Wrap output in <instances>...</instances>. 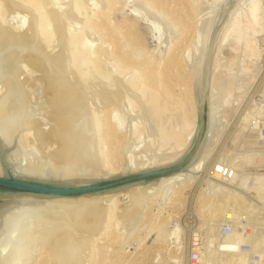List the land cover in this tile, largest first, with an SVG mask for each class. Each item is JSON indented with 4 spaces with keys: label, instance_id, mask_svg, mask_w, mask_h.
<instances>
[{
    "label": "bare ground",
    "instance_id": "1",
    "mask_svg": "<svg viewBox=\"0 0 264 264\" xmlns=\"http://www.w3.org/2000/svg\"><path fill=\"white\" fill-rule=\"evenodd\" d=\"M90 1L72 0L68 8H63L59 0H6L5 6L0 2V52L6 50L0 60H4V66L0 64V176L14 175L20 179L74 187L86 186L102 178L124 176L136 170L138 172L135 173H145L182 162H185L184 166L146 181L137 180L77 195L0 190V264H106L108 257L105 254L117 246L118 254L113 262H139L140 256L129 259L124 253L131 237L139 234V231L136 232L139 227L136 230L133 226L151 225L154 216L151 204L156 194L160 191L163 194L166 187L174 182L180 185L174 191L175 197L169 205L168 215L162 218V225L165 226L166 218L176 212L184 188L191 182L190 178L196 179L199 175L205 153L213 145L210 142L215 138H211V131L216 112L225 107L230 102V95L235 93L231 91L232 94L228 92L219 96V106L215 105L217 102L214 100L219 95L220 46L234 38L236 45L241 44L246 56H260L255 36L256 32L264 29V0H249L234 20L229 21L231 24L224 32L221 24L224 20L220 19L223 15L220 14V18L217 15L220 26L213 27L216 21L211 23L213 30L210 27L212 32H209L198 78L191 81V88L188 87L183 96H179L166 79V65L161 66L162 60L156 61L138 53L135 55L137 45L125 39L123 26L129 32H136V23L127 20L124 25H116V22L112 25L120 0H97L92 10ZM221 2L222 6L226 3ZM136 3L143 13L155 19L152 28L158 30L161 26L174 34L167 52L169 60H172L180 38L188 29L187 18L179 17L170 0H136ZM224 9L220 11L222 14ZM238 9L235 8V11ZM15 12L31 14V22L26 19L18 27L10 26L7 17ZM227 12H231L230 8ZM90 36L96 42H90ZM195 37L198 36H192L186 47L185 51L189 54L199 47ZM56 40L57 50L53 47ZM13 43L20 44L21 48L26 45L22 49L29 46V54L22 59L26 72L20 70L21 64L17 67L14 63L20 52L13 49L17 46H12ZM185 51L181 53L184 59ZM235 70L232 68L231 75ZM37 72L39 74L35 76ZM92 90L95 97L89 95ZM96 96L100 97L96 99ZM123 111L132 117L129 127H125V119L120 115ZM218 115L220 117L219 111ZM245 169L252 170L251 174L255 171L254 167L238 170ZM220 177L215 176L214 180L224 186L221 191L225 193L224 198L218 203L209 199L206 203L211 209L208 210L215 218L226 215L237 220L246 213L239 215L240 207L254 208L240 186L244 179L237 177L239 187L235 182ZM214 180L210 179L209 183L213 184ZM212 187L219 185L214 183ZM214 190L216 197L219 191ZM141 192H146L147 196L150 192V202H144L143 195L136 196ZM128 193H135L137 200L131 204L128 200L122 202L120 197ZM220 196L213 200H219ZM261 207L259 205L258 209ZM250 211L254 212V209ZM153 229L145 232L144 240ZM215 230L212 233H216ZM179 236L180 233H177L176 240ZM168 237L167 231L157 230L151 244L138 247L144 252L142 257L148 261L147 251L160 250ZM214 237H210V241ZM223 240L225 244L227 239ZM234 244L237 243L234 242L232 247ZM229 247L227 264H247L238 250L231 246L227 247L228 250Z\"/></svg>",
    "mask_w": 264,
    "mask_h": 264
},
{
    "label": "rangeland",
    "instance_id": "2",
    "mask_svg": "<svg viewBox=\"0 0 264 264\" xmlns=\"http://www.w3.org/2000/svg\"><path fill=\"white\" fill-rule=\"evenodd\" d=\"M66 1H68V2L63 3L61 0H59V2H62L61 6L63 8H65L67 6L70 7L72 5L71 4L72 0L71 1L66 0ZM96 1L97 0H95V1L91 0L89 2L90 5L92 4L90 10H92V8H93L92 6L94 5V2H96ZM170 1H171V6L176 11V13L179 15V17L184 18V19L187 18L186 21L188 22V29L186 30V32L184 33L182 38H180V41L177 45L178 47H177L176 55L172 60H169L168 45L170 44L174 34L172 33V31L163 30V27H161V26H159V29L161 31H159V29L157 30V29L152 28L151 26L153 25V27H154V25H155V19L153 17H151L150 15L143 13V10L137 5L136 0H120L119 1L118 5H117V9L115 10V16L112 18V25H115V22H116V25L117 24H123L124 25L127 20H129L130 22L136 23L135 24L137 26L136 32H133V31L129 32L127 30V28L125 27V25L122 28L123 33L124 34L126 33L125 39L131 41L130 43H134L135 45H137V49H135L136 50L135 55H137V53H138V54L148 56L149 58L153 57L152 59L156 60V61L162 60L161 66L163 64L166 65L165 67L167 70V76H166L167 81L170 83L174 92L177 95L183 96L184 92L187 91V88L188 87L191 88L192 85H190V84H192V82L196 81L198 78V74H199V70H200L199 65L201 66L202 61L204 59V56L206 53L205 49L207 48L208 41H209L208 38H210L209 36L211 34V33L209 34V32L210 31L212 32L213 27L220 26V24H218V23L221 22L222 20H224L221 23L223 25L222 31L224 32L226 27H228L231 24L230 22H232L234 20V18L237 16L239 11H241L245 7V4H246L245 2H248L249 0H246V1L245 0H223L224 2L226 1L225 5H223V6H222L223 3L221 2L222 0H219V1L218 0H170ZM0 2L4 6L6 5L5 4L6 0H0ZM219 2H220V4H219ZM231 2L233 4L236 3L235 4L236 6H234ZM67 3L68 4L70 3V4L68 5ZM182 5H183V7H182ZM230 5H231V7H230ZM220 7H221V9H220ZM224 7H226V9H224ZM239 7H241V8L238 9ZM222 8L225 10L223 14H222V12H220L222 10ZM229 8L231 11L230 13L227 12ZM235 8L238 9V10H236L238 12L235 11ZM231 9H233V10H231ZM218 11H219V13H218ZM235 12H236V14H235ZM227 13L229 14L228 17L225 16V15H228ZM220 14L223 15L225 18L222 16L220 18ZM230 14H232V16ZM217 15L219 16L221 21L218 20L219 18ZM263 15H264V13H263ZM30 16H31V14H25L23 12L22 13L15 12L12 14L10 13L9 16L7 17V19H8V22H10V24H9L10 26L18 27L19 25H21V22L26 20V19L29 22H31L32 16L31 17ZM215 16H217L216 17L217 19L215 18ZM226 18H227V20H225ZM213 19H214V21H213ZM28 21H27V24H29ZM215 21L217 24L214 23ZM227 21L229 24L227 23ZM262 21H264V18L262 19ZM211 23L212 24L214 23L216 26H214V24H213V27H212ZM225 23L227 25H225ZM199 27H201V28H199ZM210 27H212V30L210 29ZM21 32H23V31H21ZM195 34L198 36V37H195L196 38L195 40L199 41V47L197 50L191 51V53L189 54L185 50H186V47L189 44L192 36H196ZM159 35L160 36L162 35V37L159 38ZM96 36H98V35L96 34ZM90 37H89V39H90ZM92 37H94V35ZM92 37L90 40L88 39L90 42H93L95 40ZM255 38H256L257 45H258L259 50H260V56L259 57H257V56L255 57L253 55L252 56H249V55L246 56V54L244 52H242L243 48L241 47V44L236 45L234 38L231 39L229 41V43L224 44V46L223 45L220 46L219 52H218V57H219L218 58V62H219L218 68L219 69L217 68L218 72H219V74H218L219 75V84L217 87L219 95L214 101H215V103L217 102L215 105L219 106L218 102H220V100H221V98L219 99V96L222 97L224 94H226L228 92L231 93V91H232V93H233L235 91V93H233V95H230V97L232 96L231 99L229 100L230 101L229 103L231 106L228 103L225 107H222L223 109L220 108L218 110L220 117L218 115V111L216 112L217 115L215 114L216 115L215 118L217 119V117H218V119L217 120L214 119V124L212 125L213 127H212V131H211V133H212L211 138L215 136V138L214 139L212 138V140H211V142L214 140L213 143L210 142V144H213V145H211V147L209 145L210 148H208V149H210V150L207 149L208 153H205L204 159L202 160L203 163L201 165L200 171L198 172L199 175H197L198 177L196 176V179L193 177L190 178L192 180H191V182L189 181L188 185L183 190V195L181 196V203L179 204V208L176 209V212L172 216H169V218H166L167 222H165L166 223V224H164L165 226L162 225L164 223L162 218H165L169 213V205L172 203V201L175 197L174 191L180 185L178 182H174L171 185H168L163 194L160 193L161 192L160 191L159 193L156 194L157 196L155 195L156 198L151 205H152V210H153L154 216L155 215H157V216L155 217L156 219L153 216V218H152L153 222L151 220V225L147 224L146 225L147 227L143 225V226H141V228H140V225H138V226L136 225L135 227L133 226V229L134 228L136 229L137 227H139V228H137L138 230L136 229L137 231L135 230L136 232L139 231L138 232L139 234L136 233V235H135L136 237L135 236L131 237L130 241H128L129 244L127 243L125 245L126 246V252H124V253L126 254L127 258H128V256L130 257L129 259L136 258L137 256L138 257L140 256L141 260L143 259L145 261L143 262L140 260L137 263H127L126 262L124 264H186V252H187L188 242H189L190 238L192 237V232L196 229L203 230V231L206 230L205 245L207 248H209V250L206 248V252L207 251L210 252V250L213 249L212 247L215 248L216 245L221 244V248L223 247L224 253L218 255V256H220L218 258H221V260L220 259L219 260L217 259V260L221 264L222 263L223 264L228 263V262H226L227 261L226 259H227V255L229 254L231 249L229 247V250H228L227 247L231 246V248H235L236 250H238L237 246H236L237 244H234V247H232L233 243L234 242L237 243V242L233 241V240L231 241V239H230L231 237L229 238L230 235H226V237H228V238H226L224 234H221L220 232H219L220 233L219 234L217 231H220L219 227H220L222 219H225V220L227 219L229 221L230 220L232 221V219L225 217L226 215H222V216H224L223 218H221L222 216L218 215L216 217L217 219L215 218V216H211V214L209 212V210L211 209L210 208L211 206H207V203H206L207 201H209V199H210V201H214V202L217 201L216 203H218V201L220 202V200H222V198H224V195H225V193L223 194V192H221L222 190H224V186H222V185L220 186L219 181L217 183V180H214L215 176L220 177L221 175L219 173L211 174V172L213 170V166H215L216 165L215 163H217V162L222 161V162H226V163L231 164L237 170V177H241L242 180L244 179L243 182H241L240 186L243 188V194L246 196V198L249 200V202L251 201L250 203L254 207L252 209L247 208L249 211L254 209V212H258V211H260L261 208L264 207V204L262 203V202H264V197H263V194H264V175L262 174V173H264V171L260 170V169L264 170V168H263L264 167V152H261L260 150L258 151L256 149V147L262 146L263 142L261 140H259V138H257L255 135L254 136L250 135L248 132V121L251 118V115L253 114V112L257 111V113L259 112V114L262 113L264 115V111L262 109V106L260 105V106L256 107V104L259 101V99L264 101V29L259 31V32H256ZM57 42H58V40L54 41V43H53V47L55 50L58 49ZM94 42H96V41H94ZM11 45L14 46L17 44L13 43ZM19 45H17L16 47L14 46V48H13V49L16 48V50H19L18 52H20V56L18 57L17 61L16 62L14 61L15 65H17V67L21 66L22 64H25V61L22 59H24V57H27V54H29V48H28L29 46L28 45H27L28 47H26L27 49H22L26 45H24V47H22V48ZM12 46H10V47L12 48ZM221 49H223V50H221ZM20 50H22V51H20ZM138 50H141V51H138ZM2 51L0 52V60H1L2 54L4 55L6 53L5 52L6 50L3 52ZM184 51L186 53L185 59L182 56ZM242 53L245 55L244 57L242 56L243 55ZM240 58H242V60ZM200 60H201V62H200ZM235 60L237 62L239 60L240 63L238 62L239 63L238 64L236 62V64H235ZM167 61H168V64L166 63ZM0 64H2V66H4V60L3 59H2V61H0ZM233 64H235V66H233ZM236 65H237V67H236ZM2 66L0 65V68ZM230 66H232V68H234V70L236 68V70L233 72H235V73L238 72V73H236V74L233 73V75H231L232 74V72H231L232 68ZM19 68H21V67H19ZM10 70H12V69L10 68ZM10 70H8V72ZM20 70H22V72H26L24 65H22V68ZM197 70H198V72H197ZM12 71H13V73L15 72L14 70H12ZM229 72H230V74H229ZM13 73L11 72V74H13ZM11 74H9V75L11 76ZM37 74H39V73L38 72L35 73V76ZM225 74H227V75L225 76ZM24 75H26V74H24ZM244 76L246 77V79H244L245 78ZM192 77H193V80L191 79ZM34 79H31V81H34ZM228 81L229 82L231 81L230 83H232L233 86H232V84L227 83ZM222 85H223V87H222ZM234 88H235V90H233ZM220 91H221V93H220ZM92 92L95 93V91L92 90L91 93H89L90 97L96 95V94L93 95ZM96 97H97L96 99H98L100 96H96ZM227 107L230 109H227ZM120 113H121L120 115H122L125 119V121H124V123L126 125L125 127H129L130 124H132L131 122H133L132 117L129 116L128 113L126 114V112H124V111L120 112ZM125 114L127 115L126 117H125ZM219 118L221 119V121H223V120L224 121L221 123ZM215 128H217V129H215ZM189 152H190V150L187 152V154H189ZM258 156L260 157V159L256 161V157H258ZM248 159H250V160H248ZM245 167H254L255 171H253V173H252L254 175V178L252 177V174H251L252 170H249V171L246 169L245 170H238V169H244ZM133 172H131V173H133ZM135 172H138V171L136 170ZM131 173H126L124 175H129ZM208 177H210V178H208ZM211 177H213V178H211ZM220 178L223 180H226L225 178H222V177H220ZM102 179H104V178H102ZM210 179L214 180V181H212L213 184L209 183ZM252 180L255 183H253ZM226 181H229V180H226ZM132 182H134V181H132ZM229 182L234 183L235 180L232 179ZM214 183L216 186L219 185V187H217V188L212 187V186H214ZM245 185H246V187H245ZM249 185H250V187H249ZM248 187L250 189L252 187L253 189L250 190ZM213 188L216 189V192L219 191L218 195L216 194V197H215V192H214L215 190ZM244 188L246 190H244ZM212 189H213V192H211ZM247 189H249V190H247ZM141 193H136V194H138L136 196L141 197L143 195V197H141L143 199V201L145 202L146 200H148V202H150V197H151V195H149L150 192H148V196L145 195L146 192L145 193L141 192ZM219 193L222 194V197L220 196ZM248 193H251L252 195L254 194L255 197H254V195L252 196L251 194H248ZM256 193H257L259 199H257L258 197H257ZM130 194L133 195L132 196L133 200H132V197L129 196ZM209 195H211L212 198H211V196L209 197ZM145 196H146V199H145ZM219 196H220L219 200H213L214 197H215L214 199H217V198H219ZM249 196L252 197V199H250ZM134 197H135V193H128L125 196L122 195L120 198H121L122 202L123 201L126 202V200H128L129 204H131L135 200H137V197L136 198H134ZM261 198L263 199V201L261 200ZM138 199H140V198H138ZM142 199H140V200H142ZM253 200H255V201H253ZM260 200L262 201L261 203H260ZM128 201H127V204H128ZM148 202H146V204ZM258 204L260 205V207L262 205V207L259 209H258V206H259ZM240 208H241V210H239ZM240 208L238 209V212H237L239 215H240V213H245V211H246V213L248 212V214L249 213H251L252 215L255 214L253 211H250V212L247 211V209L245 207H240ZM159 212H161V213H159ZM237 213H236V215H238ZM159 214H160V216H159ZM218 218H219V220H218ZM155 224H156V227H154ZM216 224H217V226L218 225L219 226L217 227ZM157 226L159 228H157ZM179 227H180V230H178ZM149 228L150 229L154 228V229L151 232V235L144 240L143 239L144 234L147 230H149ZM159 229L163 230V231H167L169 233L168 241L159 247L160 250H157V251L156 250H152V251L150 250L149 252L147 251L146 254H147V257L149 258L147 261V258L142 257L143 256L142 253H144L143 250H139V248H142L143 245L145 246L146 244H148V245L151 244L154 240V237L156 236L157 230H159ZM215 229H217V231ZM129 230H131V228ZM214 230L217 233V236H216V233H212ZM130 232L131 231H129V233ZM210 232L213 235L215 234L214 236L218 237V238H215L213 235L211 236ZM177 233H180V236H179L180 238L178 240H176V238H175ZM218 234L221 236H218ZM210 237L211 238L214 237V239H211L212 241L214 240L213 242L210 241ZM224 238H225V240L227 239L226 241H228V242L225 241V244L223 243ZM215 239H217V240H215ZM218 239L220 242L218 241ZM215 241H218L219 243H217ZM136 242H138V243H136ZM140 244H141V246H140ZM209 244L213 245V246L210 247ZM128 245L129 246L131 245V246L129 247ZM224 246H226L227 251H226V248ZM116 249H118V246L115 248H111L107 252V254H105L108 257V262L106 264H118V263L112 261V260L115 261V258L117 257L118 252L116 251ZM205 255H206V253H205ZM223 256H224V258H223ZM244 259L247 261L246 257H244ZM222 261H224V262H222Z\"/></svg>",
    "mask_w": 264,
    "mask_h": 264
},
{
    "label": "built area",
    "instance_id": "3",
    "mask_svg": "<svg viewBox=\"0 0 264 264\" xmlns=\"http://www.w3.org/2000/svg\"><path fill=\"white\" fill-rule=\"evenodd\" d=\"M260 105L264 111V101L259 99L256 107ZM248 132L263 142V145L256 149L264 152V115L262 113L253 112L248 121ZM259 159V156L256 157V161ZM215 164L211 174L219 173L229 181L235 180L236 185L240 183L237 181V170L231 164L222 161ZM220 233L230 235L231 241L237 242L238 251L246 257L247 264H264V207L254 215L245 213L237 220L223 219L220 224ZM205 242L206 230L192 232L187 246L186 264H221L218 261V255L224 253L221 246L216 245L210 252H206Z\"/></svg>",
    "mask_w": 264,
    "mask_h": 264
},
{
    "label": "water",
    "instance_id": "4",
    "mask_svg": "<svg viewBox=\"0 0 264 264\" xmlns=\"http://www.w3.org/2000/svg\"><path fill=\"white\" fill-rule=\"evenodd\" d=\"M185 161V160H184ZM185 162L181 164L165 169L153 170L145 173H132L129 175L98 179L94 183H91L86 186H65L57 185L52 182H45L41 180H28L20 179L14 175H9L8 177L0 176V190H18V191H34V192H43V193H52L59 195H77L86 191H91L95 189H107L112 187H117L128 182L137 181V180H149L154 177L161 176L166 173H170L175 169L184 166Z\"/></svg>",
    "mask_w": 264,
    "mask_h": 264
}]
</instances>
